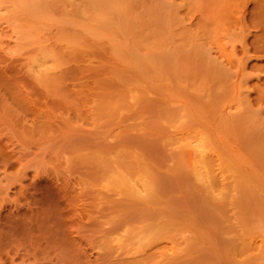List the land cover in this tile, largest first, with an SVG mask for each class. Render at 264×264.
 <instances>
[{"label": "rangeland", "instance_id": "1", "mask_svg": "<svg viewBox=\"0 0 264 264\" xmlns=\"http://www.w3.org/2000/svg\"><path fill=\"white\" fill-rule=\"evenodd\" d=\"M0 264H264V0H0Z\"/></svg>", "mask_w": 264, "mask_h": 264}, {"label": "bare ground", "instance_id": "2", "mask_svg": "<svg viewBox=\"0 0 264 264\" xmlns=\"http://www.w3.org/2000/svg\"><path fill=\"white\" fill-rule=\"evenodd\" d=\"M19 1H21V0H19ZM34 12V11H33ZM201 150H203V149H201Z\"/></svg>", "mask_w": 264, "mask_h": 264}]
</instances>
